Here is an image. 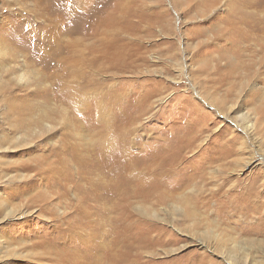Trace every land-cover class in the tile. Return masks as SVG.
<instances>
[{
  "label": "rangeland",
  "instance_id": "obj_1",
  "mask_svg": "<svg viewBox=\"0 0 264 264\" xmlns=\"http://www.w3.org/2000/svg\"><path fill=\"white\" fill-rule=\"evenodd\" d=\"M66 2L0 0V237L8 243L0 247V264H53V251L72 243L70 231L59 234L56 226L65 230L85 204L108 214L120 200L115 186L120 179L108 169L120 164L121 146L126 162L134 165L125 170L128 194L121 208L136 216L141 229L158 225L163 238L171 236L154 249L156 263L191 264L203 255L211 264H264V67L242 86L243 76L252 75L246 66L253 52L212 47L213 32L229 28L217 19L247 17L240 4L261 17L264 4L74 0L71 10ZM201 22L209 27L208 35L192 32ZM54 32L59 33L57 45L50 42ZM220 69L231 74L211 81ZM232 99L233 108L221 106ZM198 119L213 135L204 143L208 156L192 151L160 166L174 152L171 131ZM106 139L117 150L107 156L111 164L95 167L101 189L91 201L86 178L75 189L65 178L68 173L86 177L83 163L101 161L99 141ZM60 148L66 152L56 153ZM62 157L68 171L59 162ZM205 166L204 177L189 180L196 167ZM159 168L178 185L165 201L158 193L146 195L131 179L138 173L156 178ZM61 178L65 187L58 183ZM237 178L246 180L239 187L255 180L248 185L253 207L239 204L233 215L222 218L211 203L193 219L191 204L203 199L204 189L211 191L222 180L231 185ZM84 197L90 201L83 202Z\"/></svg>",
  "mask_w": 264,
  "mask_h": 264
},
{
  "label": "bare ground",
  "instance_id": "obj_2",
  "mask_svg": "<svg viewBox=\"0 0 264 264\" xmlns=\"http://www.w3.org/2000/svg\"><path fill=\"white\" fill-rule=\"evenodd\" d=\"M240 1H242L243 5H246V4L250 5L248 7L259 6L260 4H264V0H258L257 2H254V0H240ZM251 1L253 4L250 3ZM66 3L68 6V9L72 10L71 6L74 3V0H67ZM240 8L243 9V14H245L244 16H247V17H243V16L242 17H230L229 15L228 17L217 19L218 22L216 21L215 22L216 24H219L223 28H226L228 25L229 28L221 29V30H218V28L214 29L218 31L213 32L214 38L212 39V44H213L212 47L215 48L216 50L217 49L218 50H224V49L228 50V49L234 48L236 50L240 49L242 51L253 52L254 55H250V58L252 59H250L248 65L246 66V70L250 71L252 75L249 77L243 76V80L245 83H243L242 86H244V84H247L248 82H250L252 78L255 77L256 74H258V72L261 71L260 69L264 67V54L261 57L259 56L260 53H264V16H261V17L253 16L251 12L249 11L247 12L246 8H244L242 4H240ZM58 20L57 22H59ZM58 24H60V22ZM58 24H55V28L58 26ZM202 25H203V22H201L200 28L199 27L193 28L192 32L194 34L205 33L204 35H206L207 33L208 35V33L211 32L209 30V27L207 26L208 29H206L205 27L203 28ZM203 29H204V32H203ZM55 34L56 35L53 34V36L50 37V42H55L57 45L58 44L57 38H59L58 37L59 33L57 32ZM77 44L78 43H76L75 46H77ZM77 52L78 50L76 51V54ZM56 53L59 55V53H61V50L60 49L56 50ZM73 58L76 59V56L74 55ZM227 73L229 75L231 74V71L226 70V69L225 70L220 69L217 73V76L213 77L211 81L213 82L223 81L226 79ZM77 91L78 90L76 87L72 88L71 90L74 96L76 95ZM230 102L234 103L235 99L226 101V104L223 103L221 106L224 105L226 106V108L231 109L233 108L235 103L231 104ZM195 109L197 111L199 110L198 107L194 106L193 110ZM193 110H192V113H193ZM203 122H204L203 120H199L197 124L195 122L196 124L195 125L192 122L189 123V121H186V123L183 122L185 124L183 129L177 132L171 131V133L169 134V139H170V143L171 141H173L175 144L174 152L170 153L172 154V156L169 157L167 161H163V160L160 161L159 165L163 167H165V165L170 166L173 162H177V161L179 162V160H182L183 158L187 157L186 154L192 151L193 152L196 151V153H201L200 156L202 155V152H203V154L207 157L208 153H206V151L208 150V148L205 149L204 143L207 141V139L211 135L209 132H207L208 128ZM211 137H213V135ZM165 140L166 139H163V138L159 139L161 143H167L165 142ZM99 142H101L99 155H100V158L102 159L101 161L100 160L95 161V159H87L83 163L85 164L83 172H85L86 177H83L81 173H76L74 176L71 173H68V175L65 178V182L72 184L71 188L73 189L80 187L76 184L77 181L81 183L80 180H82L83 178H86L87 184H88L86 191L89 194L86 196V198L88 199L91 198L90 199L91 201H97L98 198L96 197L95 193H98L97 189H101V186L94 180L95 167L97 165L99 166V162H102L100 166L107 165V163L110 162L107 156L110 157L111 153L114 152L113 150H117V148H115L114 145H111L110 141L107 139L100 140ZM231 143H233V141ZM225 144L226 143L224 142L223 145ZM163 149L165 153L168 151V149L165 147ZM65 152L66 151H64L62 148L56 151V153L58 154H63ZM117 155H119L121 158L120 164L118 165L119 167L113 165L112 167L108 169V171L111 174L116 173L120 179L119 182L115 185L120 190V192L118 191L120 195L119 196L120 200L118 202H115L114 205L113 204L111 205V207L109 208L108 214L103 211L90 210V209L88 210L87 204H85L86 206L83 205V209L85 211L79 210L77 212V216L74 215V221L69 222L68 227L65 230H58V227L56 226L57 230L55 231H57L59 234L63 235L64 233L70 231L67 237L72 241V243L69 246H63L58 251H53L54 252L53 255L50 256V258L53 261V264H153L154 262L156 263V260H155L156 258H154V256L152 255L156 246H158V244H165L167 241L170 240V237H171L170 235L168 236V238H166V236L165 238H163L164 235L160 232L158 225H156V228L154 226H151V227H146V229L145 228L141 229L138 223L140 221L136 218V216H134L132 212L126 211L127 209L124 210L123 209L124 207L121 208L120 205H121L122 199L123 197L126 198L128 194L126 186L128 187L127 181L129 179L124 180V177L126 175L125 170H128L130 166H132L133 168L134 165H131V163L128 164L129 161L126 162L127 153H126L124 146L119 147V149L117 150ZM261 157L262 159H264V155H262ZM168 161H170L171 164H165ZM59 162L62 167H64V165L69 164L68 160L64 157H62L59 160ZM77 162H79L78 159H77ZM67 168L68 167H64L63 171L65 170L68 171ZM196 168H195V171H193V174L191 172L190 175L188 176L190 181H195L197 177L201 178L206 175V166L204 168L202 167L203 168L202 170H199L198 168L197 170ZM161 170H162L161 168L158 169V174H156L157 176L156 178L150 175L142 176L138 173V174L133 175L131 179L134 182V184L137 185V188L139 187L140 190L142 189V190L147 191L146 195L151 196L152 194L158 193L159 198L162 199L161 201H165L164 199H166L167 195H171V196L173 195L171 192H173L174 189H176L178 185L176 186L173 183V179H175V177L168 176L167 174H165V172ZM244 181L246 180L240 179V178L233 179V181H231L233 184L230 183L231 185H229L228 184L229 180L228 181L222 180L221 182H218L216 184L215 189H211V191H208L209 189H204L203 199L197 200L196 202H193V204L190 203L192 205L190 209V213H194V215L197 214V216H194L193 219L200 218V214L198 211H200V209L208 210L210 207L209 205L211 203H213L217 207L218 211L222 213L221 215L222 218H226V217L233 215L234 212L236 211V208L239 206V204H242L244 208L245 206L246 208L253 207V202L249 200L250 197L253 195V189L250 186L248 187V185L250 184L255 185L256 182L254 179H251L249 181V184H246L243 187L242 186L239 187V185L241 184L240 182L243 183ZM58 183L60 184V186L65 187L64 182H62V178L59 179ZM226 184H228L229 186L228 188L226 187L225 189L223 188V186H225ZM67 189H69L68 186H67ZM151 189L153 191H151ZM128 191H131V190L128 188ZM217 197L218 198L220 197L219 198L220 201L218 200L217 202H214V200L212 199L217 198ZM86 198L85 197L83 198V202L87 201ZM223 198L225 199L224 201L222 200ZM88 205H92V204L88 203ZM113 211H114V215H112ZM105 213L107 215L106 217H105ZM104 217L108 218L107 223L104 221ZM108 220H110V223H108ZM1 231H2V228H0V232ZM154 231H156L157 233L156 234L153 233ZM57 238L58 236H56L53 240L56 241ZM23 240H26V239H23ZM6 244L8 243H6L4 238L2 239V237H0V247L5 246ZM21 244H23V242H20V245ZM30 249L26 251L30 254H35L36 250L34 251ZM46 251L45 253L47 254L48 251L47 252ZM39 252L40 251L36 253H39ZM43 253H44V250H43ZM246 254L247 252L243 251L242 256L245 257ZM147 255H151V256L149 259L145 260L144 257H147ZM198 257L199 258L197 259H191V264H211V262L207 260L206 256L201 255ZM156 264H159V263H156Z\"/></svg>",
  "mask_w": 264,
  "mask_h": 264
}]
</instances>
